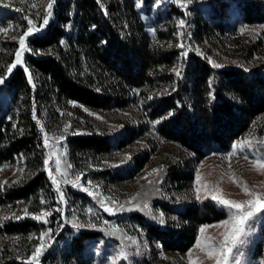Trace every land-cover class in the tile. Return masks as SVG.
<instances>
[{
  "label": "trees",
  "instance_id": "obj_1",
  "mask_svg": "<svg viewBox=\"0 0 264 264\" xmlns=\"http://www.w3.org/2000/svg\"><path fill=\"white\" fill-rule=\"evenodd\" d=\"M152 2L55 0L54 20L41 35L28 39L31 52L5 81L10 100L0 112V169L19 165L21 176L0 189V209L25 205L30 214L42 208L49 190L43 131L56 121L57 109L69 103L78 112L81 106L102 112L133 108L138 123L129 133L135 138L148 129L146 123H153L160 139L189 156L181 168L168 173L169 187L176 193L192 180L193 162L215 148L227 150L264 114V59L249 62L250 53L243 63L214 68L201 52L191 49L185 56L176 47L179 20L190 26L192 40L201 42L238 23L264 24V0H212L203 17L169 7L165 15L158 11L153 18ZM130 138L100 128L70 134L67 144L77 169L92 168L103 179L120 178L100 167ZM172 196L158 201L165 216L162 225L137 212L123 216L155 254H186L201 225L226 217L210 199L181 201ZM39 230L40 224L28 216L0 221V264H26L15 255L16 248L26 244L31 249L29 235ZM102 238L98 231L81 230L61 255L62 264H95L92 250Z\"/></svg>",
  "mask_w": 264,
  "mask_h": 264
},
{
  "label": "rangeland",
  "instance_id": "obj_2",
  "mask_svg": "<svg viewBox=\"0 0 264 264\" xmlns=\"http://www.w3.org/2000/svg\"><path fill=\"white\" fill-rule=\"evenodd\" d=\"M211 1L153 0L149 16L153 18L158 11L164 13L169 7H174L183 15L203 17L202 15H207ZM49 2L50 0H0V29H4L0 31V112L8 107L10 100V94L5 89L6 79L16 66L23 64L24 56L31 52L28 39L41 35L54 20L55 0L49 22L47 25L43 24ZM185 4L186 7L182 6ZM230 9L236 15L233 4ZM29 20H32V25L28 24ZM180 21L182 20L177 23L179 40L176 47L183 49L184 53L191 49L201 52L214 68L243 63L247 61L250 53L253 56L248 59L249 62L264 59V24L238 23L224 34L215 31L209 38L198 42L192 40L191 33L187 31L190 26L184 21L181 26ZM233 21L234 16L231 18V22ZM30 26L33 33L26 37L27 50H21L19 38ZM182 31L183 34L187 33L185 37H182ZM17 51H21L19 64L16 63ZM11 65L15 67L9 72ZM75 106L76 104L69 103L66 107L58 108L59 116L56 121L51 122L46 131H43L44 144L45 137L48 141L43 155V169L49 190L43 195L40 211L25 214V205L18 206L13 211L0 209V221L28 216L40 224L39 232L29 235L28 242L33 245L32 248L28 249L26 244L16 248L15 255H18L19 261L27 264L36 248L42 245L41 254L31 264H62L61 255L67 250L70 239L81 230H92L100 232L103 237L92 250L95 264H216L215 258H209L206 254L207 249L196 247L198 239L215 249H219L223 242L225 228L212 226L228 220L230 212L212 197L215 195L243 203L255 198L245 193L244 186H247L250 192L264 200V169H258L252 163L264 160V114L255 120L253 128L247 134L234 140L227 150L215 148L193 162L192 180L183 184L176 193L175 189L169 187L168 173L173 167L181 168L183 161L189 156L175 144L160 139L152 131L153 123H146L148 129L135 138L130 134V127L138 123L133 108L102 112L81 106V112H78ZM66 126L69 127L65 131ZM100 128L131 136L122 148L114 150L104 158L103 166L100 167L110 168L120 178L103 179L94 174L92 168L82 171L73 164L67 144L68 135L89 133ZM45 160L49 161L47 166L44 164ZM57 160L60 161L59 173L55 171ZM50 171L57 181L56 184H53L49 176ZM197 175L200 176L199 182ZM20 176L19 165H5L0 169V189H4V186L10 185ZM77 176L80 181L77 186H73L72 182L76 181ZM57 188L64 193L63 200L60 199ZM83 188L89 189L93 195H89ZM170 195L181 201L210 199L226 212L224 219L205 224L209 227L203 234L200 229L205 225L198 228L193 246L184 255L164 252L155 254L144 238L136 234L135 226L123 219L125 214L137 212L162 225L160 214H163V222L165 216L158 201L168 199ZM145 204L148 208L144 207ZM105 208L111 211H105ZM44 212L51 214L42 216L39 220L34 218ZM244 231L245 234L233 249L228 264H264V210L245 225Z\"/></svg>",
  "mask_w": 264,
  "mask_h": 264
},
{
  "label": "snow or ice",
  "instance_id": "obj_3",
  "mask_svg": "<svg viewBox=\"0 0 264 264\" xmlns=\"http://www.w3.org/2000/svg\"><path fill=\"white\" fill-rule=\"evenodd\" d=\"M53 3H54V0H50V2L47 4L48 11L43 19L44 25H47L49 22V17L51 16V10L53 8ZM182 6L186 7V4ZM32 23H33L32 20L28 21L29 25H32ZM183 23H184L183 21H180L181 26H183ZM0 31H4V29H0ZM32 33H33V28L30 26L27 28L24 34L20 36L19 45H20L21 50H27L26 44H25L26 37L30 36ZM15 55H16V63L17 64L21 63V51H17ZM184 55L186 56L187 53H184ZM216 66L219 67V65H216ZM12 67H15V65H11L9 67L8 69L9 72H11ZM27 71L28 69L25 68V72ZM177 75H179V72H177ZM31 79H32L31 75H29V82H31ZM0 82H2V80H0ZM67 127L69 126L65 127V131L67 130ZM47 143H48L47 137H45V146H47ZM234 151H235V147H234ZM245 159H247V157H245ZM252 163L254 164L256 168L264 169V160H256V161H252ZM44 164L47 166L49 164V161L45 160ZM56 165L57 166H56L55 171L59 173L60 172V167H59L60 161L59 160L56 161ZM69 167H71V165H69ZM154 171H159V170H154ZM49 176L52 179L53 184H56L57 181L54 177H52L51 171L49 172ZM199 180H200V176L197 175V182H199ZM79 181H80V177L77 176L76 181L72 182L73 186H77ZM82 190L87 191L89 195H93V193L89 189L83 188ZM57 191L60 193V199L63 200L64 193L59 188H57ZM244 191L246 194L254 196L255 198L245 201L243 203H240V202H236L233 200L223 199L215 195L212 197L213 200H216L221 206L226 207L230 212V218L228 220H224L221 224L212 226V227H224L225 228V232L222 234L223 242L221 243L219 249H215L213 247L207 246L203 241L198 239L196 242V247L201 248L202 250L207 249L206 254L208 255L209 258H215L216 264H228L229 258L232 255L233 249L237 247L238 243L241 242V237L245 234V231H244L245 225L257 213L264 210V200H261L257 194L250 192L247 186H244ZM197 192H199V189H197ZM197 198L199 199V196H197ZM144 207L148 208V205L145 204ZM246 207H247V210H245ZM233 209L235 211H232ZM105 211H111V210L108 208H105ZM25 214H27V209H25ZM50 214H51L50 212H44L41 214V216H36L34 218L39 220L42 218V216H48ZM159 219H160V222L163 223L162 213L160 214ZM45 223H47V221H45ZM208 227H209L208 225L203 226L200 229L201 234H203L206 228ZM208 239H211V238H208ZM42 247L43 246L41 245L36 248L33 256L31 257V261L37 260V258L41 254ZM217 252H218V255H215V253ZM121 255H123V253H121ZM31 261L27 262V264H31Z\"/></svg>",
  "mask_w": 264,
  "mask_h": 264
}]
</instances>
